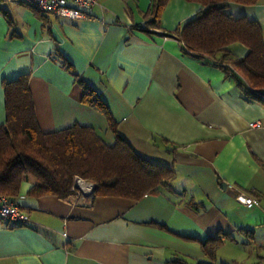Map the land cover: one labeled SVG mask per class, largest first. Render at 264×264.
<instances>
[{"label":"crops","instance_id":"0c3cea01","mask_svg":"<svg viewBox=\"0 0 264 264\" xmlns=\"http://www.w3.org/2000/svg\"><path fill=\"white\" fill-rule=\"evenodd\" d=\"M152 2L98 0L86 18L71 19L0 0V124L2 82L28 74L41 131L91 126L106 144L118 134L173 170L168 186L138 200L79 188L37 197L27 194L34 179L23 181L14 199L28 220L0 219V264L208 263L201 244L219 233L228 237L218 257L225 248L234 256L264 250V102L183 51L176 30L200 3L168 0L159 27H147ZM226 11L255 20L264 37V0L229 2ZM225 49L235 58L249 52L240 42ZM78 80L99 94L114 130L82 102ZM248 196L257 203H244Z\"/></svg>","mask_w":264,"mask_h":264},{"label":"trees","instance_id":"16d2710c","mask_svg":"<svg viewBox=\"0 0 264 264\" xmlns=\"http://www.w3.org/2000/svg\"><path fill=\"white\" fill-rule=\"evenodd\" d=\"M167 1L153 0L145 13L147 27H159ZM189 1L200 3L202 8L176 30L175 37L183 51L221 68L227 76L234 78L245 95L253 97L245 82L252 87H264V37L255 20L232 16L226 7L229 2L253 5L257 0ZM35 12L43 14L38 10ZM232 42L244 44L249 49L248 54L243 58L233 57L225 49ZM65 66L71 70V66ZM78 81L84 85L82 102L98 109L114 130V122L99 94L82 80ZM2 86L5 120L0 124V195L16 198L21 183L29 178L34 182L27 194L37 197L65 198L76 190V178L92 183V197L138 200L169 185L173 170L145 159L118 134L115 142L108 145L91 126L79 123L51 132L41 131L28 74L4 80ZM227 237L219 233L205 240L201 249L209 262L196 264H214L217 249ZM172 264L189 263L177 258Z\"/></svg>","mask_w":264,"mask_h":264},{"label":"built area","instance_id":"2783aa9c","mask_svg":"<svg viewBox=\"0 0 264 264\" xmlns=\"http://www.w3.org/2000/svg\"><path fill=\"white\" fill-rule=\"evenodd\" d=\"M28 6L45 14H52L62 18H86L88 10L98 3V0H23ZM245 84L252 92L254 98L264 102V87H252ZM252 126L260 123L253 122ZM74 187L90 192L92 183L76 178ZM244 203L256 204L257 199L251 196L244 197ZM0 219L10 224L26 222L28 215L21 209L19 203L5 195H0Z\"/></svg>","mask_w":264,"mask_h":264},{"label":"rangeland","instance_id":"374dc122","mask_svg":"<svg viewBox=\"0 0 264 264\" xmlns=\"http://www.w3.org/2000/svg\"><path fill=\"white\" fill-rule=\"evenodd\" d=\"M85 181L90 182L88 180ZM226 250L227 248L223 249L222 251V253L224 252L223 256L220 257L217 256V252H216V261L214 264H264V250L260 248L257 249L258 251H256L254 247L247 248V253L242 254V256H239L238 252L237 255L234 256L232 254L234 253V250L233 251L231 250V252L230 249L227 251ZM207 262L209 261L207 260Z\"/></svg>","mask_w":264,"mask_h":264},{"label":"water","instance_id":"95a60500","mask_svg":"<svg viewBox=\"0 0 264 264\" xmlns=\"http://www.w3.org/2000/svg\"><path fill=\"white\" fill-rule=\"evenodd\" d=\"M222 185H223V183H222Z\"/></svg>","mask_w":264,"mask_h":264}]
</instances>
